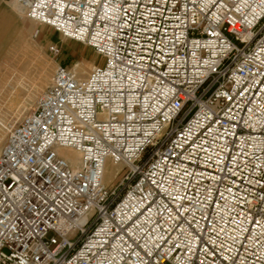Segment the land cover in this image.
<instances>
[{"label": "built area", "instance_id": "1", "mask_svg": "<svg viewBox=\"0 0 264 264\" xmlns=\"http://www.w3.org/2000/svg\"><path fill=\"white\" fill-rule=\"evenodd\" d=\"M19 2L103 61L10 132L0 264H264V0Z\"/></svg>", "mask_w": 264, "mask_h": 264}, {"label": "rangeland", "instance_id": "2", "mask_svg": "<svg viewBox=\"0 0 264 264\" xmlns=\"http://www.w3.org/2000/svg\"><path fill=\"white\" fill-rule=\"evenodd\" d=\"M23 24L8 26L9 32L0 45V153L10 132L21 120L37 107L39 97L50 86L59 64L65 65L84 78L102 63L103 59L90 47L70 41L49 26L30 20L23 9ZM40 34L35 37V31ZM3 46V47H1ZM57 47L55 55L50 48ZM63 155L79 162L71 150ZM117 168L107 164L105 185L115 181Z\"/></svg>", "mask_w": 264, "mask_h": 264}, {"label": "crops", "instance_id": "3", "mask_svg": "<svg viewBox=\"0 0 264 264\" xmlns=\"http://www.w3.org/2000/svg\"><path fill=\"white\" fill-rule=\"evenodd\" d=\"M22 11L19 0H0V45L9 32L8 26H15L17 22L23 24Z\"/></svg>", "mask_w": 264, "mask_h": 264}, {"label": "bare ground", "instance_id": "4", "mask_svg": "<svg viewBox=\"0 0 264 264\" xmlns=\"http://www.w3.org/2000/svg\"><path fill=\"white\" fill-rule=\"evenodd\" d=\"M1 124V123H0ZM66 150H71V151H73L74 153H76L78 156H79V159H80V154L78 153V152H76V151H74L73 149H66ZM113 164V163H112ZM114 165V164H113ZM116 168H117V172L119 171V169H120V167L119 166H116V165H114ZM106 168H107V165H106ZM106 168H105V175H106ZM117 172H116V174H117ZM116 174H115V177H116ZM104 179H105V176H104ZM105 184V183H104Z\"/></svg>", "mask_w": 264, "mask_h": 264}]
</instances>
